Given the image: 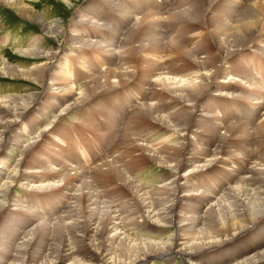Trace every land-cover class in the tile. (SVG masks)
<instances>
[{
	"label": "rangeland",
	"instance_id": "obj_1",
	"mask_svg": "<svg viewBox=\"0 0 264 264\" xmlns=\"http://www.w3.org/2000/svg\"><path fill=\"white\" fill-rule=\"evenodd\" d=\"M183 1L189 4L191 0ZM183 1L164 0L160 5L151 0H23V3L35 11L47 26L59 28V33L48 35L33 19L20 17L13 9L0 4L1 68L3 65H10L28 72L36 65H43L48 68L52 79L63 81L67 78L65 80L68 85L79 95H87L95 79L101 78L105 72L114 73L111 76L114 82L128 77L126 83L92 95L82 105L61 113L73 99L67 101L68 97L62 92L47 90L49 86L43 84V80L35 83L23 78L0 75V100L6 101L7 105L15 107L18 99L36 97L28 109L21 113L12 128L4 131L0 138V194L4 195L7 192V184L11 183V177L15 172L29 171L25 173L26 175L22 174V184L17 181L11 188L8 196L11 202L0 211V248L7 251L3 254L0 250V264H35L37 261L38 264L41 261L45 263L50 261V253L59 249L57 246L60 238L52 233L50 236L47 235L51 237L50 240L35 242L37 249L33 250L32 254L29 249L28 256L22 255L23 262L20 257L13 261L15 251L10 247L8 249L5 240L12 232H26L43 220L57 224L58 217L64 216V212L74 201L75 190L68 189L65 185H58L49 191H38L40 185H54L61 180L56 174H44L45 169L56 171L68 169L72 162L73 167L81 169L79 172H82V176H87L92 182V187L99 195L101 194L100 199L113 207L122 221L128 222L121 228L125 236L133 240L166 243L177 233L175 225L152 224L136 213L135 200L131 192L93 169L102 159H113L117 168L141 188V192L149 201L159 203L166 200L169 203L174 193V202L177 197L184 195L185 204L200 201L203 196L212 201L223 196L244 176L241 174L236 176L235 172L230 175V172L226 173L223 168L231 170V166H241L239 159H249L250 153L252 159L247 162L249 165L254 161H264V143L262 142L261 146L258 143V139H264V133L261 131L260 136L245 127L262 125L264 120V22H261L263 25L261 23L259 25V28L262 25L260 29L263 27V30L258 32L259 36L257 33L254 35L253 43L249 44L248 48L237 50L235 54L232 53L234 56L230 54L217 62L219 51L216 50L210 34L206 32L203 22L196 20L174 24L172 21L171 17L178 12L173 11L176 3ZM216 1L204 11V18H216L223 14L225 16L222 18L228 23L239 18L240 12L231 11L230 8L233 2L239 5L243 1L229 0V11L225 12L213 11ZM218 2L226 3L224 0ZM158 7L162 9L156 11ZM226 12L230 13V16L226 15ZM75 37L77 40L73 41ZM34 38L38 40L35 42ZM92 41L99 43V47L93 46ZM170 44H177L178 48L172 49ZM179 50L185 53L189 51L198 59L213 58L212 62L219 73L209 81L210 87L203 90L205 92H202L201 98L192 106L193 111L188 115L186 132H183L185 125L173 131L138 112L141 110L140 106L144 105H150L155 109L157 117L178 116V112L190 111V107L180 102L185 100L177 95L169 101V95L154 83L158 74L162 72L164 73L161 76L169 77L171 81L187 79L196 74L191 64L179 60L177 57ZM33 51L41 52L43 55L58 51L60 58L54 57L50 61L47 58L34 59L25 55ZM142 61L147 62L146 65ZM148 62L150 68L146 69ZM151 72L158 73L152 75ZM48 73L46 75H49ZM202 73H207V70ZM46 80L49 81L48 78ZM212 86L217 88L212 89ZM187 101L189 99L185 104ZM197 110H200L197 112L200 116L196 119L200 123L198 127L193 128V116ZM166 121L168 122L165 120L164 123ZM208 122L210 126L208 128L206 126V131L202 132L204 124ZM235 123H243L244 136L237 134L236 130L231 131L230 125ZM180 128L182 129L179 130ZM4 129L1 125L0 131ZM213 133L222 135L227 133L228 138L223 144L229 145V149L233 148L231 149L233 156H224L217 166L208 168L201 174L186 173L191 168L187 171L178 168L173 172L152 159H145L141 150L132 146L133 139H137L148 148L157 149L159 154H165L160 148L169 145L174 154L181 152L183 153L181 155L185 156L187 151L183 152L182 145L184 144L187 150L186 144L191 140L195 142L197 149H213L217 142H220V137H217L215 143L211 141L215 139ZM248 142L251 145L250 149V146H247ZM202 161L195 163L201 165ZM176 179L179 181L178 184L185 183L192 188L184 192L180 187L182 185L179 188L175 187V191L164 188ZM81 180L82 178H77L74 185H80ZM3 198L4 196L0 197V207L3 206ZM79 207L80 214L75 224L78 235L73 232V237L78 239L83 237L85 247L90 252L99 254L98 252L103 253L106 250L113 251L110 240H99L93 237V234H87L89 227L98 224L101 228V223L105 224V220L99 215V209L94 208L95 206L84 207L83 204ZM153 211H156V206L153 207ZM176 213L178 215V210ZM193 216L194 214H188L187 218L193 219ZM48 231L49 229H46L44 232ZM262 231L264 232L260 229L258 234ZM254 234L253 231L252 235L255 236ZM15 242L16 246L18 239ZM63 250H66L65 245ZM178 255L180 254L171 255L170 260L152 257L151 260H146L145 264L192 263ZM193 262L192 264H203Z\"/></svg>",
	"mask_w": 264,
	"mask_h": 264
},
{
	"label": "bare ground",
	"instance_id": "obj_2",
	"mask_svg": "<svg viewBox=\"0 0 264 264\" xmlns=\"http://www.w3.org/2000/svg\"><path fill=\"white\" fill-rule=\"evenodd\" d=\"M213 1L216 0H191L189 4L185 3L184 1L177 2V5L173 11L178 12L173 14L171 18L174 24L175 22L181 23L184 21L196 20L203 22L205 24V29L207 30L206 32L210 34L211 40L214 42L216 50L219 51V55L216 57V61L219 62L220 58L222 57L228 56L237 50L242 51L245 50V48H248L249 44L253 43L252 38L256 33L258 34L257 36H259L258 32H261L264 27L263 26L262 29H260L263 25V23L261 22H264V0H248L247 2L246 0H240L243 2L239 5H237V2H233L230 10L239 11L240 14L238 15L240 16H238L239 18L232 23H228L227 21H225L224 18H222V16L225 15L221 13L220 14L222 16L218 15L216 18L203 17L204 11H207L208 8H210ZM224 1L226 3H220L217 0L215 7H213V11H229V0ZM180 3L184 4L179 5ZM0 4L13 9L15 13H17V15H19L20 17L33 19L37 24L40 25L42 30L47 33V35L48 33H59V28L47 26L45 24V21L42 20L35 13V11H33L30 7L26 6V4L23 3V0H0ZM161 9V7H158L156 11H160ZM227 14L228 13L226 12V15ZM228 15L230 16V13ZM260 23L262 25L259 28ZM116 28L117 27L115 26V29ZM72 40L76 41L77 39L75 37ZM93 46H96V48H98L99 43L93 42ZM171 47L172 49L174 47L178 48V45L170 44V48ZM131 49L133 50V48ZM25 55L32 56V58L34 59L47 58L48 60L55 57V53L43 55V53L36 51L25 53ZM177 57L179 58V60L186 61V63L191 64L192 67H194L196 74L187 79H173V81H171L172 79L169 77H162L161 75L164 73L162 72L161 74H158V77L154 83H156L157 86L160 87L159 89L161 91L169 95V101H172L173 98L177 95L182 100H185L180 102L183 103L184 106L190 107V111L181 113L178 112L179 117L176 115L157 117L155 109H153L150 105H144L140 106L141 110H139L138 112L142 115H146L150 119H153L157 123H160L164 127L169 128L173 131L174 129L185 125L183 132H186L188 129L186 128V126L188 125V115H190L193 111L192 106L194 105L196 100H199L201 98V95L205 92H203V90H207V88L210 87L209 81L219 73L217 72L215 63L212 62L213 58L198 59L195 54L192 55V53H190L189 51L185 53L181 50L177 52ZM143 63L146 65L147 62ZM147 65L148 66L146 69L150 68V63ZM0 69H3V71H0V75L23 78L35 83H40L41 80H43V84L49 86L47 87V90L52 89L53 92H62L68 97L66 98L67 101H71L73 99V102L67 105V107L63 109L61 113L73 107L82 105V103L92 95L94 96L99 92L116 88L121 85V83L124 84L128 81V79H126L128 77H125L118 80L117 82H114L111 80V76L114 73L108 71L105 72V74H102L101 78L95 79L94 85H91L89 87L88 93H86L87 95H79L73 91L74 88H72V86L68 85L67 81L65 80L67 78L63 79V81L52 79L50 73H48L47 71L48 68H45L40 64L36 65L28 72L20 71L19 69L10 65H3V68H1L0 66ZM204 70H207V73L203 74L202 71ZM47 73L49 75H46ZM157 73L158 72H151L152 75H157ZM46 78L49 79L48 82ZM211 88L214 89L217 87L212 86ZM35 98L36 97L18 99L16 101L18 104L15 107H11L10 105H7L6 101L0 100V127L2 125L5 128L3 131H0V138H2L4 131L8 130V128L10 127L12 128L13 124L16 122V120H18L21 113L25 112L28 109V106L34 100H36ZM188 99V103L185 104L186 100ZM199 111L200 110H197L193 116V128H196V126L198 127V123H200V121L196 119L197 116H200L197 114V112ZM165 120H168V122L166 121V123H164ZM242 124L243 123L231 124V131L236 130L237 134L244 136L245 133L243 130H245L246 127L248 130L252 129L253 132L257 133L260 136L261 131L264 133V120L262 121V125H254L253 128H248V125L242 128ZM206 126L208 128L210 126V123L208 122L207 124H204L202 132L206 131ZM181 129L182 128H180L179 130ZM227 133L225 135H222L221 133H213L215 135V139H210H212L211 141H213L214 143L218 140L217 137H220V142H217L218 144L213 149H197L195 147V142L192 140L189 144H186V147L188 148L187 150L185 146H183V144L181 149H183L184 153L187 151L185 156L181 155L183 154L181 152L180 154H174V152L170 150L171 147L169 145L165 146V148H160V150L162 149L161 151L165 152V154H159L157 149H150L143 143L138 142L137 139H133L134 144L132 146H136L137 148H139L141 150L142 156H144L145 159H152L158 165L167 167L173 172H175L178 168L185 169L186 171L187 169L191 168V170L187 171L186 173L190 172L191 174H194L200 172L201 174L202 171L206 172L208 168L212 169L213 167L217 166V164L220 163V160L223 159L224 156H233V152L231 150L233 148L229 149V145L226 146L225 144H223L224 140L228 138L226 137ZM258 140L259 146H261V143H264V139ZM247 146H250L249 149L251 148L250 142H248ZM248 158L249 159H239L241 166H231V170L223 168L225 172H230V175L234 174L233 172H235L236 176L240 174L244 175L238 180V183L236 184L237 186L235 185L230 187L223 196L219 197L215 201L209 199L207 200L203 196L200 201H195L193 204L192 202L191 204H185L184 200H186V196L184 195L177 197L176 201L174 202V193L169 203L166 200H161L159 201V203L154 200L149 201L144 196V193L141 192V188L133 181L128 179V176L124 175L123 172H121L122 170L120 171L119 168H117L113 159L104 158L100 161L99 164L93 167L95 172L97 171L98 174L103 175L108 179L110 178L109 181L113 180V183L119 184L131 192L135 200L134 209L136 213H139L141 217L146 220V222L165 226H168L169 224L175 225L177 233L173 238L170 237V242L166 243H156L146 240H133L125 236L121 228L125 227L126 223L128 222L125 223L124 221H122L120 215L116 214V211L113 209V207H111L106 201L100 199L101 194L99 195L95 191V189L92 187V182L88 180L87 176L83 177L82 172H79L81 171V169L73 167L72 162L68 166V169L65 168L57 171L45 169L44 174H56V177H60L61 180L58 184L54 185H40L38 191H49L54 189L58 185H65L68 189L73 188L71 190H75L74 201L68 206V209L66 210V212L68 213L66 214V212H64V216L58 217V219L56 220L57 224L55 225L48 222V220H43L42 222H40V224L36 225L34 228L26 232H12L11 236L10 234L8 235V237L5 236V240L7 241L6 244H8V249L10 247L15 251L13 261L17 257H20L23 262L22 255L26 254V256H28L29 249L31 250V254L34 252L33 250L37 249L38 246L35 247V242H39L43 239L50 240L51 237H48L47 235L50 236V234L53 233L57 238H60V242L57 246L59 247V249L50 253V261H45V263L41 261L39 264H47L48 262H50V264H143L146 260L152 257H162L163 259L167 258L170 260V256L176 253L183 256L186 261L192 263H194L193 261L200 255L202 258L206 257V259L201 260H206L210 264H264V232L262 231L260 234H258V231H260V229L264 230V161H254L251 163V165H249L247 162L252 159L251 153ZM258 158L259 156H257L256 159ZM200 161H202L203 163L201 165H196L195 162ZM226 165L227 164H225V166ZM28 172H15L12 175L11 183L7 184V192L4 195L0 194V197L4 196L3 206L0 207V211L4 210L7 204L11 202V198L8 199L11 188L15 184H17V181H23L22 174ZM72 172H74L75 174H72ZM38 173L40 174L42 172ZM77 178H82V183L80 185H74V182ZM178 183L179 181H177L176 179L174 182L172 181L171 184H168L167 187L164 188L174 190L175 187L179 188V186L182 185L180 186L182 188V192L188 191V189L192 188H190L187 184L185 185V183ZM80 204H83L84 207L87 206L89 208V206H95L94 208L99 209V215L102 217V219L105 220V224L103 225L101 223V228L100 226H98V224H95L93 227H89L87 229V234H93V237H97L99 238V240H110V242L112 243L111 246L113 247V251L106 250L103 253L98 252L99 254L90 252V250L85 247L86 244H84V240H82L83 237L79 239L73 237L74 234L78 235V232L76 231L77 227L75 226V224L77 223V218H79ZM155 206L156 211H153V207ZM177 210L178 215L176 213ZM188 214H194V218H187ZM196 227L198 229H196ZM24 228L25 227H23V229ZM46 229H49V231L44 232ZM253 231L255 232V236L252 235ZM17 239L18 243L15 246V241H17ZM2 241L1 243H3ZM246 241L248 242L246 243ZM63 245H65L66 250H63ZM71 245L72 248H70ZM228 245H232V250L226 252L224 250L228 247ZM33 246L34 248H32ZM0 250L3 254L7 253V251H4L3 248H0ZM41 252L43 253L44 251ZM199 260L200 259H198V261ZM35 264H38V261L35 262Z\"/></svg>",
	"mask_w": 264,
	"mask_h": 264
}]
</instances>
